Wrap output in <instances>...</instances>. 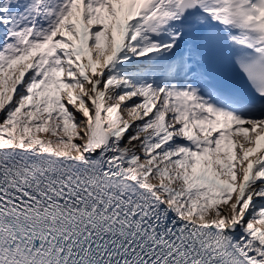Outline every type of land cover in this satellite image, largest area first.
Instances as JSON below:
<instances>
[{
    "label": "rangeland",
    "instance_id": "obj_1",
    "mask_svg": "<svg viewBox=\"0 0 264 264\" xmlns=\"http://www.w3.org/2000/svg\"><path fill=\"white\" fill-rule=\"evenodd\" d=\"M165 1L0 0V28L7 30L5 34L11 28L15 30V19L25 18L26 23L31 19L23 27L24 33L31 35L35 32V21L49 18L40 27V44L35 51L30 49L26 53L28 61L23 65L20 62L25 49L16 47L8 53L7 43L13 40L8 39L3 31L0 33L1 121L6 125H15L24 133L46 129L60 138L76 137L82 118L74 113L85 106L86 93L89 92L86 91L84 56L89 49L95 57L111 52L115 35L120 29L118 22H112L114 8L118 5L129 9L128 17L133 21L128 26L126 47L131 57L141 58L142 65L129 73L121 71L104 76L99 88L103 92L120 81L118 95L132 93L138 97L133 105L141 108L140 115L144 118L139 128L150 126L152 129L151 138L144 143V150L149 153L150 165L153 164L155 174L169 188L167 194L175 203L191 211L193 216L219 213L231 203L236 193V187L229 188L228 183L234 180L237 184L243 172L214 171L224 168V164L217 146L210 144L211 133L216 128L220 129L214 135L219 139V134L224 133L222 129L227 127L226 119H214L198 113L194 106L200 107L201 104L176 83L172 70H169V64H173L176 55L174 45L171 40L157 42L162 35H169L172 28L168 26L164 29L161 25V21L173 17V11L163 6ZM231 1H236L238 6L241 4V0ZM247 1L243 0L242 4ZM51 6L54 7L52 12ZM239 11L242 12V9ZM260 12L264 13V10ZM242 13L247 14V10ZM66 15L67 25L63 22ZM255 16L264 29L262 16L259 12H255ZM164 45L167 48L161 50ZM63 89L65 93L67 89L79 93L67 95L62 92ZM60 91L63 96H59ZM66 108L71 111L67 116L63 113ZM46 109L61 112L62 115L51 114ZM248 142V147L241 149L234 166L244 164L248 156L244 153L245 149L263 144V141L259 144L257 139ZM253 175L257 178L264 176V162L255 167ZM256 195L264 196V193ZM263 204L264 198L255 206L260 210L264 208H259ZM257 207L253 209V214L257 213ZM260 215L264 222V211ZM257 219L254 217L253 220L256 222Z\"/></svg>",
    "mask_w": 264,
    "mask_h": 264
},
{
    "label": "bare ground",
    "instance_id": "obj_2",
    "mask_svg": "<svg viewBox=\"0 0 264 264\" xmlns=\"http://www.w3.org/2000/svg\"><path fill=\"white\" fill-rule=\"evenodd\" d=\"M175 1L166 0L163 6L176 13ZM195 1L193 14L197 16L205 7V0ZM250 1L248 0L242 6L247 7ZM232 4L235 2L232 1ZM259 5L264 8L263 4ZM212 8L216 14L215 23L223 22L214 24L219 27V30L228 33L241 31L248 39L255 38L259 30L258 22L254 17L255 10L250 8L247 10V14L236 11L235 8H229V3L225 0L217 1ZM114 10L115 18L112 19V22H118L120 29L115 35L111 52L102 57H95L89 49L84 56L87 70L85 71L86 91L89 90V92L86 93L85 106L74 113L75 116L79 115L82 118L80 126L76 129L77 136L71 139L60 138L46 129L35 132L28 131V133L20 132L15 125H6L1 121L3 110L0 109V155L13 156L19 160L27 161L29 166L40 168L42 165H47L57 173L76 175L90 184H95L91 181V177H102L120 185L126 192L143 193L155 197L171 213L199 226L203 232L207 231L208 240L206 239V241L210 248L217 250L227 260L235 264H264V222L252 213L253 209L257 207L255 204L262 202L264 198L262 195H256L259 192L264 193V176L257 178L253 175L255 167L264 162V130L262 129V126L264 128V106L250 107L245 111L246 115L235 120L222 114L226 119L224 122L227 127L222 129L224 133L221 132L222 134L217 135L219 139L214 135L220 129L216 128V131H212L210 144L217 146L215 148L222 155L220 160L223 162L224 168H217L214 171L216 173L242 171L243 175L237 184L234 180L228 183L229 188L236 187V193L226 208L219 213L210 212V214H203L199 217L193 216L191 211L183 206H178L172 196L167 194L169 188L167 189L161 178L156 175L157 173L155 174L153 164L150 165V155L144 150V143L151 138L152 129L150 126L139 128L144 118L140 115L141 108L137 109L133 105L138 97L132 93L118 95L120 81H116L103 92L99 88V82L104 76L121 71L129 73L134 71L137 66L142 65L141 58L131 57V52L126 47L128 26L133 21L128 17L129 9L117 5ZM168 20L161 21L162 28L166 29L172 24H177L182 33L181 40L186 43L194 40L195 30L185 32V24L183 25L184 22L180 16L176 19L169 17ZM47 21H49L48 17L45 21H35V32L31 35H27L23 31L27 22L25 18L15 19V30L11 28L8 34H5L7 30L0 28V33L3 31L8 39L13 40L12 43H7L8 53L16 47L25 49L22 55L24 57L20 62L22 65L28 61L26 53L30 49L32 52L35 51L40 44V35L42 34L40 27ZM63 22L66 25L69 23L67 15ZM200 26H202L201 20L197 27ZM246 30H248L247 33ZM169 39L170 35H162L157 38V42L169 41ZM262 39L264 40V38ZM196 47L197 43L194 42L193 48L196 49ZM164 48H167V45H164L161 50ZM188 64L186 63V73L194 74V68ZM62 92L74 95L77 91L67 89L65 93L63 89ZM60 95L63 96L61 91ZM46 110L51 114L62 115L61 112L58 113L52 109ZM63 113L67 116L71 111L66 108ZM222 116L218 117L222 118ZM251 139H257L259 144L260 141H263V144L245 149L244 153L248 156L245 158L244 164L234 166L241 149L248 147V141ZM238 162L242 161L238 160ZM35 167L29 170H35ZM250 214L252 215L250 216ZM254 216L258 218L256 222L253 220Z\"/></svg>",
    "mask_w": 264,
    "mask_h": 264
},
{
    "label": "water",
    "instance_id": "obj_3",
    "mask_svg": "<svg viewBox=\"0 0 264 264\" xmlns=\"http://www.w3.org/2000/svg\"><path fill=\"white\" fill-rule=\"evenodd\" d=\"M184 5L185 1L179 0L176 4V9L179 10L180 13L188 15L194 6V2L192 0H189V4L187 6Z\"/></svg>",
    "mask_w": 264,
    "mask_h": 264
}]
</instances>
